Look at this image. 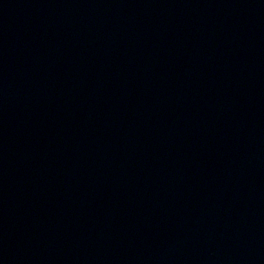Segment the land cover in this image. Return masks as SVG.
Here are the masks:
<instances>
[{
	"label": "water",
	"instance_id": "1",
	"mask_svg": "<svg viewBox=\"0 0 264 264\" xmlns=\"http://www.w3.org/2000/svg\"><path fill=\"white\" fill-rule=\"evenodd\" d=\"M0 264H264V0H0Z\"/></svg>",
	"mask_w": 264,
	"mask_h": 264
}]
</instances>
